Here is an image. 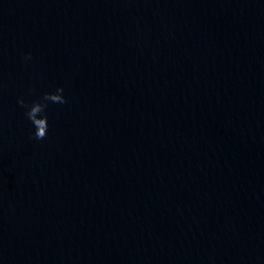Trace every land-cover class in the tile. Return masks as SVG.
<instances>
[{
	"label": "water",
	"instance_id": "95a60500",
	"mask_svg": "<svg viewBox=\"0 0 264 264\" xmlns=\"http://www.w3.org/2000/svg\"><path fill=\"white\" fill-rule=\"evenodd\" d=\"M0 264H264V0H0Z\"/></svg>",
	"mask_w": 264,
	"mask_h": 264
},
{
	"label": "clouds",
	"instance_id": "9594fccd",
	"mask_svg": "<svg viewBox=\"0 0 264 264\" xmlns=\"http://www.w3.org/2000/svg\"><path fill=\"white\" fill-rule=\"evenodd\" d=\"M32 59L31 51L27 52L23 60L30 62ZM17 103L24 109V114L29 121L32 132L31 135L41 140L48 135L49 122V108L51 105H64L68 103V97L63 85H57L51 90L44 91L33 99H26L25 96H19Z\"/></svg>",
	"mask_w": 264,
	"mask_h": 264
}]
</instances>
